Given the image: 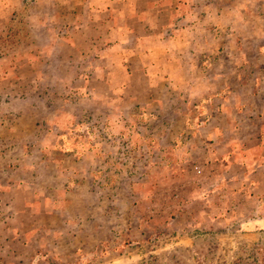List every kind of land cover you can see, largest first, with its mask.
Returning <instances> with one entry per match:
<instances>
[{
    "label": "rangeland",
    "instance_id": "1",
    "mask_svg": "<svg viewBox=\"0 0 264 264\" xmlns=\"http://www.w3.org/2000/svg\"><path fill=\"white\" fill-rule=\"evenodd\" d=\"M107 8L126 17L144 11L153 23L145 47L167 42L173 49L138 51L149 62L159 57L160 66L143 73L128 60L131 86L120 65L128 52L82 51L79 41L73 48L58 37L71 35L75 14L87 26L91 17L110 20ZM263 43L264 0H0V155L10 150L20 166L25 152L38 166L41 156H61L51 147L59 140L83 157L75 163L72 152L62 155L63 165H42L46 197L53 199L56 184L71 190L80 182L94 192L74 196L77 205L57 216L48 200L35 235L44 245L0 242V264H264V230L243 226L264 214L255 206L264 196L219 198L197 188L205 183L203 122L214 110L207 106L236 87L237 63L254 59L251 47ZM85 69L93 81L76 79ZM92 88L97 101L82 100ZM125 93L133 100L117 99ZM79 101L84 108L76 113ZM66 124L81 128L59 138ZM216 199L220 209L207 211Z\"/></svg>",
    "mask_w": 264,
    "mask_h": 264
},
{
    "label": "crops",
    "instance_id": "2",
    "mask_svg": "<svg viewBox=\"0 0 264 264\" xmlns=\"http://www.w3.org/2000/svg\"><path fill=\"white\" fill-rule=\"evenodd\" d=\"M107 11L110 12V20L108 18L94 19L91 17L93 19V22H91L94 24L92 26L81 24V17L75 14L73 18L77 26H74L76 28L68 36L70 38L63 35H58V37L59 40H65V44L71 45L73 48L77 46L75 41H79L78 50L82 51L94 50L96 52L103 51L104 53L108 50H114L128 52L130 57L124 58L122 56L120 65L126 70L127 79H129L127 85L131 86L135 71L133 68L130 69L131 65L127 62L128 60L138 63L139 69L143 73H145V68L160 66L158 65L160 63L159 57L157 58L158 61L149 62L144 59L146 54L142 58L141 55L139 56L138 51L143 50L144 53L149 51V53L156 54L159 50H164L165 53L169 50L172 53L173 49L168 47L167 42L145 47V34L148 35L149 28L153 27L151 26L153 23L144 11H134L128 17L124 14L114 15L113 10L108 8ZM237 47L240 52L242 47ZM254 48L251 47V52L255 56L254 59L240 61L241 63L239 62L236 65L238 67L234 70L236 76L233 85L236 87H231L224 93L219 92L220 95L215 97V104L210 103L207 106L210 108L209 112L212 108L214 110L212 115L207 116L203 122V175L205 183L197 186V188L203 187V193L208 196L213 195V197L220 198L226 195H231V197L240 195L246 199L250 196H264V43L257 45L256 49ZM133 54H135V57ZM218 57L215 56V64L217 65L220 60ZM242 65L246 66L245 68L252 69L247 76H245L244 70L241 69ZM85 70L80 74L77 72L76 79H79L80 82L83 81V83L93 81L92 69ZM94 73H96V70ZM143 73L141 75H144ZM213 78L215 80L224 79V76L223 74H217ZM97 80L99 79L97 78ZM103 81L101 84H105V88L117 95L116 87L112 81ZM77 88H80V86L78 85ZM244 88L247 90L243 91ZM214 90L221 91L219 87ZM96 91L97 89L92 88L89 92H86L87 95L82 100L88 102L92 100L95 103L99 97V93ZM102 97L104 98V96ZM122 97L119 94L117 99L119 101L124 100V102L133 100L126 93L123 99H121ZM77 103L75 104L77 106L74 107L76 113L78 108L80 111L84 108L80 101ZM89 110L94 109L89 107ZM85 111H88V109ZM206 115H208V112ZM71 125H62L61 135L57 136L64 138L71 133H76L81 128L79 124H77V127H70ZM51 147L53 151L58 152L61 156L50 160L43 159L41 156L36 163L38 166L31 165L33 156L25 154V152H23L24 156L22 155L23 157L19 159L20 164L18 165L20 166L12 165L10 155H7L10 150L0 155V233L9 234V236L0 235V242L8 244L9 241H16L23 247H26V245L43 246L45 237L40 235L35 237V235L42 231L45 226L44 222L41 221V217L44 210L47 212L49 208L47 206L48 200H52L53 206L56 207L52 210L55 214L51 212V215L57 216L59 208L61 210V207H70L74 203L77 205V198L74 196L78 198L80 196L87 197L94 193L93 189L88 186L85 187L84 183L78 182L71 190H68L66 186L61 188L59 184H56L55 187L53 186L54 188L50 189L53 199L46 197L49 188L42 180V165L47 163L49 165H57V163L63 165L65 158L62 155L68 156L74 152V150H64L59 140ZM73 155L75 163L82 161L83 156H79L77 152H74ZM70 156L72 157V155ZM27 162H30L29 166L26 165ZM192 188L194 189V187ZM71 197H74V199ZM216 200L215 203L206 204L209 205L207 211H213L212 208L220 209V199ZM255 206H257V210L264 209V199L258 200V205ZM31 215L34 217V219L31 218V221L23 220L25 218L29 219L27 216L30 217ZM60 219L64 221L63 217H60ZM80 221L82 220H78V225H81ZM217 222L218 220L213 221L215 224ZM243 226L249 230H264V214L262 216L256 214V216L248 218ZM19 237L23 238L20 239Z\"/></svg>",
    "mask_w": 264,
    "mask_h": 264
}]
</instances>
